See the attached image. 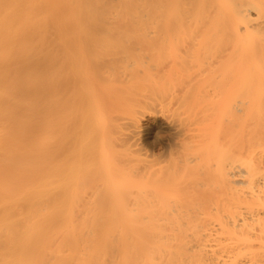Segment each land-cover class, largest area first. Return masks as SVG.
Returning <instances> with one entry per match:
<instances>
[{"label": "bare ground", "instance_id": "6f19581e", "mask_svg": "<svg viewBox=\"0 0 264 264\" xmlns=\"http://www.w3.org/2000/svg\"><path fill=\"white\" fill-rule=\"evenodd\" d=\"M178 31L225 48L202 191L92 141L99 77ZM0 264H264V0H0Z\"/></svg>", "mask_w": 264, "mask_h": 264}, {"label": "rangeland", "instance_id": "374dc122", "mask_svg": "<svg viewBox=\"0 0 264 264\" xmlns=\"http://www.w3.org/2000/svg\"><path fill=\"white\" fill-rule=\"evenodd\" d=\"M200 33L214 32L194 35ZM175 34L170 40L142 44L129 56V63L116 62L109 68L110 76L99 77L95 99L106 111L90 125L92 141L96 146L102 142L136 177L193 174L201 183L183 187L202 191L212 167H203L199 155L186 150L182 141L188 136L193 145L211 127L222 138L225 48L207 37L200 44L190 40L191 31ZM186 156L192 159L187 168Z\"/></svg>", "mask_w": 264, "mask_h": 264}]
</instances>
